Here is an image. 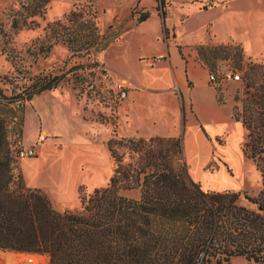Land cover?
Here are the masks:
<instances>
[{
  "label": "rangeland",
  "instance_id": "1",
  "mask_svg": "<svg viewBox=\"0 0 264 264\" xmlns=\"http://www.w3.org/2000/svg\"><path fill=\"white\" fill-rule=\"evenodd\" d=\"M23 1L0 0V119L16 153L15 158L26 185L41 188L49 196L53 207L60 211L79 207V186L86 192H91L94 188L106 187L109 184L114 173L115 160L110 157L106 148L108 139L120 137L147 139L151 136L149 133L130 136L135 126H139L143 132L151 128L146 121L149 118L139 113L137 109L130 113L129 121L121 122L119 127L117 115L121 113L126 99L117 98L116 84L119 80L125 79L122 77H125V73L129 72L134 63L130 51L122 49L119 53L121 58L116 59L114 57L116 46L110 47L113 41L119 40V36L140 41L147 46L140 49L139 66L135 65L130 73L142 68L145 76L147 78L150 76L149 69L162 60L151 61L150 59L155 56L149 57L154 49L147 44V30L155 29V18L142 26L132 27V22L137 23L136 18L141 12L147 11L149 16L151 14L159 16L161 39L170 47L174 46L181 57H193L207 71L231 68L240 74L239 82L229 81L219 88L208 82L215 90L217 102L221 105L227 104L222 106L223 114H228V104L240 108L241 99L245 96L241 81L245 76L249 78L247 69L251 65L264 66V0H49L43 15L30 17L21 8ZM235 10L239 11V17L238 22L233 24L231 18ZM71 11L80 13L79 21L93 17L97 25L99 45L94 46L88 54H85L83 49L72 53L67 45L56 40L51 32V24L57 20H65V16ZM253 11H256L253 17L260 19L254 21L255 25H250ZM250 26H257L259 30L258 47L252 44L255 36L249 34ZM198 47H202L205 52H214L216 56L204 63L197 53ZM105 48V56L111 65L117 68L114 73L120 77L111 75L104 68L101 55ZM214 48L216 50H208ZM42 77L61 79L52 90L35 94L25 102L20 121L19 104L13 99L29 85L33 89L34 83L39 82V78ZM172 91L175 94V102L168 103L175 110L173 124L179 125L182 123L185 109L181 105L183 102L177 88L173 87ZM218 96L221 101H218ZM62 109L72 110L73 117L70 119L79 121L82 119L92 126L91 129H85L91 139L90 145L81 146L85 151L80 147L75 149L71 143L65 142V134L62 130L59 131L60 123L55 121L53 115V113L60 115L64 112ZM227 122L228 130L216 139L221 149L210 150V146L193 137L191 147L184 149L187 169L188 171L191 169L194 176L203 182L197 183L205 190L210 184L207 180H210L220 188L238 187L233 191L240 190L255 197L261 189V176L254 163L242 154L244 130L239 122L236 123L234 120ZM153 128L159 133L163 132V121L159 120ZM80 129L81 125H77L70 133L75 135ZM29 147L36 150L37 154L34 157L17 156L20 149ZM75 152L90 158L87 160L83 158L75 163L74 188L68 199H63L67 193L64 189L55 187L49 176L45 182L37 184H32L36 183L34 179H31L30 183L25 178L21 168L23 162L37 167L35 163L43 156L51 161L63 159L64 161L59 164L61 171L65 178H73V167L66 164L75 159L78 155H75ZM93 156L107 157L110 169H107V166H101L100 169L96 167ZM128 160V157L124 156L123 163ZM203 171L206 172L205 177ZM94 173L101 174L104 179L94 183L90 179ZM119 193L129 198H138L139 188L119 189ZM237 203L249 209L259 210L256 205L249 203L243 194H240ZM15 252L0 250V264H47L45 263L48 260L47 256H28L26 253ZM210 264H216L215 260L212 259ZM228 264L256 263L243 257H232Z\"/></svg>",
  "mask_w": 264,
  "mask_h": 264
},
{
  "label": "trees",
  "instance_id": "2",
  "mask_svg": "<svg viewBox=\"0 0 264 264\" xmlns=\"http://www.w3.org/2000/svg\"><path fill=\"white\" fill-rule=\"evenodd\" d=\"M48 2L24 0L21 8L43 15ZM79 16L71 11L50 28L69 51L88 54L99 45L98 28L93 17ZM148 17L143 11L136 21ZM197 53L204 63L216 56L202 47ZM247 70L245 96L231 117L244 130L243 156L261 176L257 196L203 189L188 173L180 136L120 137L106 142L115 160L109 184L91 192L79 186V207L60 211L41 188L26 185L0 119V250L47 256V264H228L232 257L264 264V66ZM60 79L39 78L16 95L20 121L25 102ZM131 188H139L138 198L119 193ZM240 194L261 211L239 205Z\"/></svg>",
  "mask_w": 264,
  "mask_h": 264
},
{
  "label": "crops",
  "instance_id": "3",
  "mask_svg": "<svg viewBox=\"0 0 264 264\" xmlns=\"http://www.w3.org/2000/svg\"><path fill=\"white\" fill-rule=\"evenodd\" d=\"M256 11H253L252 13ZM253 15H256V13L252 14L251 16L249 15L251 18L250 25H255L254 21H259L260 19V17L256 18V16L253 17ZM238 17L239 11L235 10L231 18L233 24H236L238 22ZM153 18H155L154 20L156 23L155 29L151 28L147 30V44H150V47L154 49V51L149 54V57L153 55H164L165 57L161 59L162 61L160 63L149 69L150 76L148 78L143 73L141 67V69H136L132 71V73H130L131 70L135 68L134 66L138 65V53L140 49L146 48L147 46L140 43V41L131 40L125 37L120 38V36L119 40L113 41L112 45L110 46H116V53L114 56L116 59L118 57L121 58L119 53L122 49L130 51L132 53V59L134 63V66L130 67L129 72L125 73V77H122L125 78V80L128 82V91L125 98L126 101L120 110L121 113H118L117 115L119 127H121L123 121L127 123V121H129L130 113H132L134 109H137L139 113L144 114L146 115L145 117L149 118V120L146 118V121L149 122L151 128L143 132V130L139 126H135L133 134L130 136L141 133H149L151 135L150 137L160 135H166L167 137H179L181 135L183 151H185L184 149H186V147H191V144L194 141L193 137L199 138L203 143L210 146V150L220 148L221 146L217 143L216 139L224 131L228 130L229 126L227 125V121L233 120L231 117L232 106L228 104V114H223L222 106L227 104L221 105L217 102L215 97V90L208 84V71L198 62H196L193 57H181L174 46L170 47L168 43L161 39L160 18L158 15L151 14L145 21L141 23L132 22V27L134 28L142 26L148 23ZM249 29V34L255 36V40H253L252 44L255 47H258L259 42L257 41V35H260V33L257 29V26H250ZM249 44H251V42H249ZM171 48H173L172 53ZM105 53L106 48L101 55V62L104 64V68L111 75L117 76L114 73V71H117V68L111 65L109 59L105 56ZM173 87L177 88L178 94L182 99L181 101L183 102V104L181 103V105L185 109L184 117L181 119L182 123L179 125L173 124L175 123V121L173 120V118L175 117V110L172 106L170 107L168 103L169 101H171L172 103L175 102V94L172 91ZM57 103L59 105V102ZM71 112L72 110H68L64 111L60 115L57 113H53V115L55 121H58L57 123L61 124H58L60 126L59 131L62 130V132H64L66 138L65 142L71 143L72 147H74L75 149L80 147L85 151L84 147L91 144V139L89 138L90 136L85 131V129H91L92 126L82 119H80V121L78 119H70L71 117H73L71 115ZM159 120L163 121V132L161 133L157 132L155 128H153L158 124ZM77 125H81V129L78 130L75 135L71 134L70 130ZM80 131H82L83 133L79 134ZM119 131L123 134L121 129ZM33 142L34 140L31 142V144ZM75 155V159L70 160L71 162L68 161V163L66 164H69L73 167V178L70 176L71 179H69V177L65 178L63 171H61L59 167V164L64 161L63 159L51 161L43 156L42 158H39V160L35 163L37 164V167H35L34 164H27L23 162L21 168L24 172L25 178H27L30 183H32L31 179H34L36 181V183L32 184L43 183L47 180L46 177L49 176L50 179L53 180V183L56 185L55 187H59L62 190H65V193H67L66 196H63V199L65 200L69 198L70 193L74 188V168L76 164L83 160V158H85L84 160L90 158L89 156L84 157L82 156V154L80 155V153L77 152H75ZM92 158L94 159L93 162L95 163L96 167H99V169L101 166H107L106 168L110 169L107 157L93 156ZM201 166L199 168V171H201ZM62 169H64V166L62 167ZM188 173L193 181L203 183L198 177L194 176L191 169L190 171H188ZM202 173L205 177L206 172L203 171ZM90 179L94 183H99L104 179V177L101 176V174L94 173L92 178ZM207 181L210 182V184H208L207 186V190L233 191L234 189L238 188L234 186H231L229 188H220L213 184L212 181Z\"/></svg>",
  "mask_w": 264,
  "mask_h": 264
},
{
  "label": "built area",
  "instance_id": "4",
  "mask_svg": "<svg viewBox=\"0 0 264 264\" xmlns=\"http://www.w3.org/2000/svg\"><path fill=\"white\" fill-rule=\"evenodd\" d=\"M164 55H158L154 58H151L150 60H161L164 58ZM241 80L240 74L231 68L223 69L216 72H208V82L211 83L214 87L219 88L223 84L234 81L239 82ZM117 88V98L119 100H123L127 96L128 91V82L125 79L119 80L116 84ZM37 154L36 150L32 147L20 149L17 152V156L20 158H29L34 157Z\"/></svg>",
  "mask_w": 264,
  "mask_h": 264
},
{
  "label": "water",
  "instance_id": "5",
  "mask_svg": "<svg viewBox=\"0 0 264 264\" xmlns=\"http://www.w3.org/2000/svg\"><path fill=\"white\" fill-rule=\"evenodd\" d=\"M258 209L261 210L262 208L259 206Z\"/></svg>",
  "mask_w": 264,
  "mask_h": 264
},
{
  "label": "bare ground",
  "instance_id": "6",
  "mask_svg": "<svg viewBox=\"0 0 264 264\" xmlns=\"http://www.w3.org/2000/svg\"><path fill=\"white\" fill-rule=\"evenodd\" d=\"M26 254H28V253H26ZM29 255H34V254H29Z\"/></svg>",
  "mask_w": 264,
  "mask_h": 264
}]
</instances>
